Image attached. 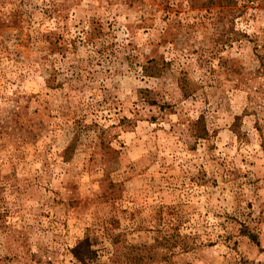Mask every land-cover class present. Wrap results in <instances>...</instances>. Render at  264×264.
Instances as JSON below:
<instances>
[{
    "label": "rangeland",
    "instance_id": "rangeland-1",
    "mask_svg": "<svg viewBox=\"0 0 264 264\" xmlns=\"http://www.w3.org/2000/svg\"><path fill=\"white\" fill-rule=\"evenodd\" d=\"M203 2L0 0V264H264V0Z\"/></svg>",
    "mask_w": 264,
    "mask_h": 264
},
{
    "label": "trees",
    "instance_id": "trees-1",
    "mask_svg": "<svg viewBox=\"0 0 264 264\" xmlns=\"http://www.w3.org/2000/svg\"><path fill=\"white\" fill-rule=\"evenodd\" d=\"M208 2H209V4H207V3H202V7L203 6H205V5H214V4H216L217 6H231V7H234V8H236V6L238 5V2H237V0H208ZM214 2V3H213ZM202 121H203V118L202 117H200L199 119H198V122H197V125L198 124H201L202 123ZM198 126H200V125H198ZM202 128V130H200V131H202V132H198V136L197 137H203L205 134H207V132H206V130H205V127H201Z\"/></svg>",
    "mask_w": 264,
    "mask_h": 264
}]
</instances>
